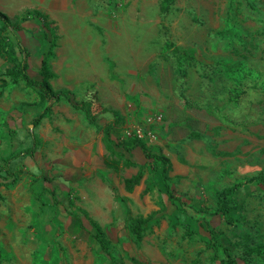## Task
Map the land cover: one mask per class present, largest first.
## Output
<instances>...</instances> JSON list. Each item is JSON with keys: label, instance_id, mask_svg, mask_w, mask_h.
I'll return each mask as SVG.
<instances>
[{"label": "rangeland", "instance_id": "obj_1", "mask_svg": "<svg viewBox=\"0 0 264 264\" xmlns=\"http://www.w3.org/2000/svg\"><path fill=\"white\" fill-rule=\"evenodd\" d=\"M160 3L0 0V12L12 22L29 19L32 10L48 15L56 45L49 61L56 75L51 87L67 89L96 115L89 125L62 99L33 128L38 97L21 81L12 82L6 75L11 65L0 57V167L4 159L34 150L14 165L15 181L0 187V264L108 263L89 228L71 234L54 223L53 212L52 239L35 240L38 211L47 198L35 185L40 177L51 182L57 199L72 201L70 210L86 225L82 212L99 224L112 264H217L222 252L214 259L209 231L218 233L237 264H264V252L251 251L264 244V187L235 194L231 225L206 215L215 207L216 191L264 177V0H172L166 13ZM16 36L30 51L29 75L39 79L35 41L24 31ZM152 113L161 116L159 122H148ZM108 124L117 143L136 138L140 129L148 151L166 160L167 185L179 202L166 195L160 163L146 160L139 149L105 150ZM88 142L89 159L62 163L73 151L70 144ZM127 160L143 166L131 193L123 182L138 167H125ZM71 163L77 171L67 182L62 165ZM100 188L109 189L104 200L94 198ZM148 216L137 242L128 224Z\"/></svg>", "mask_w": 264, "mask_h": 264}, {"label": "trees", "instance_id": "obj_2", "mask_svg": "<svg viewBox=\"0 0 264 264\" xmlns=\"http://www.w3.org/2000/svg\"><path fill=\"white\" fill-rule=\"evenodd\" d=\"M171 4L172 0H161L160 10L166 13L170 9ZM26 16H29L30 18L27 19V17H24L20 19L19 22H12L5 14L0 12V57L11 65L6 71V75L11 78L12 82L17 83L21 81L26 88L30 89L38 97V103L34 105L38 110L31 121V125L33 128H36L41 120L48 118L51 115V105L60 102L62 99H64L65 102L75 110L82 112L89 125H94L96 115L92 114L91 106L88 103H76L73 100V94L68 90L55 91L51 87L50 81L56 76L51 71L49 65V61L54 56L53 48L55 47L53 27H51L53 22L49 20L46 15L36 10L27 12ZM28 20H39V27H21V23L27 22ZM18 31H24L33 38L36 43L37 52L40 56V67L37 72L39 79L33 78L28 73L30 51L18 40L16 36V32ZM112 128L113 124H108L104 130L105 150L109 153H113L115 149H122L125 153H131L133 150L139 149L146 160H153L154 162L160 163L162 165L160 179L163 183L166 195L171 202H179L178 199L173 197L169 186L167 185V173L170 169L164 157L160 154L156 155L150 153L145 144L136 138H131L129 141H121L119 143L114 142L110 137V131ZM30 138L33 142L36 141V137L32 133H30ZM33 153V148H26L18 154H14L11 157L4 159L3 165L0 167V187H8L15 181L14 166L12 163L16 159L22 157H32ZM124 166L138 167V172L135 175L124 179L123 182L125 192L131 193L133 188L136 187L142 179L143 166L137 165L128 160L125 161ZM258 186L264 187V177L261 174L245 183L232 184L227 188L216 191L215 207L207 210L206 215L210 217L221 216L227 225L233 224V208L229 206V203L231 200H236L235 194L239 191L244 189H254ZM237 204L238 202L236 205ZM82 216L87 219L88 224L93 229V239L99 251L107 256V264H112L113 260L108 249L109 241L101 227L98 223L89 219L86 212H82ZM74 218L77 219L80 228H83L81 217L74 216ZM151 219L152 217L148 216L147 218L139 217L130 221L128 224V231L135 241L139 242L142 239ZM209 233L210 238L208 244L213 253L214 259L218 260L219 252H222V258L218 260L217 264H237L229 248L224 247L219 241L218 233L214 231H209ZM251 251L254 253L264 252V244L255 246Z\"/></svg>", "mask_w": 264, "mask_h": 264}, {"label": "crops", "instance_id": "obj_3", "mask_svg": "<svg viewBox=\"0 0 264 264\" xmlns=\"http://www.w3.org/2000/svg\"><path fill=\"white\" fill-rule=\"evenodd\" d=\"M41 13L46 15V16H48L47 14H45L43 12H41ZM48 19H49V17H48ZM61 90H67V89H61ZM55 91H58V90H55ZM93 144H94V142H93ZM70 147H74L73 151L67 153V155L64 157V159H66L65 160L66 162L64 161L62 163H69V162H71V160L77 162L76 160H78L79 158L89 159L91 157V151L93 149V145H92L91 142H88L86 144L83 143V145L82 144H77V145L70 144ZM18 160L19 161L15 160L12 163L13 166L14 165L15 166L18 165V163H20V162L22 163L23 162L22 160H24V158L22 157V158H19ZM72 164H74V163L63 164L62 165L63 166L62 167V172L65 173V175L67 176L66 179L65 178L64 179L67 182L70 180V178H72L74 176V173L77 171V170L75 171L73 169L75 167H72ZM62 183H61V185H62ZM35 185H36V187L39 190H41V188H43V190H44V192L46 193V196H47V198H46V206L42 207V209L40 211H38V215H37V217H38L37 230L38 231L36 232L37 234H35V237H34L36 241L38 239L37 238L38 235L39 236L40 235L44 236V240L45 241H47V238L50 239V240L52 239V235L55 232V229H52V228H54V226L52 225V228L50 226L52 222L50 223V219L49 218H52V215H51L52 212L54 214L53 215L54 220L57 219V220L54 221V223L57 222L59 224H62L63 226H65L64 229L69 231V232H71V234L76 233L79 230H82V228H80V226L78 224L77 219L74 218V216H78V215L75 214L72 210H70V207L74 206L72 201L69 202V201H66V200H62L60 198L57 199V196L53 195L54 193H53V189H51V182L49 183V182L43 180L41 177L36 180V184ZM61 185L58 184L57 186H59V188L61 189L60 193H61V197H62L64 195L63 192H65V190H66V186H63V185L61 186ZM123 189H124V187H123ZM106 190L109 191V189H106ZM106 190H104L103 188H100V190L95 191L94 192V194H95L94 198L96 197V200H100V199L104 200L105 199L104 196L106 195ZM52 197L55 198V200H52L51 199ZM76 208H78V207H76ZM66 209H67V211H66ZM93 221H95V220H93ZM86 223H87V225L85 224V221L83 220V222H82L83 228H84V230H88V228L91 230L90 236L93 239V235H94L93 232L94 231L90 227V225L88 224V221H86ZM45 237H46V239H45ZM38 241L45 243V241H43L42 239L38 240Z\"/></svg>", "mask_w": 264, "mask_h": 264}, {"label": "built area", "instance_id": "obj_4", "mask_svg": "<svg viewBox=\"0 0 264 264\" xmlns=\"http://www.w3.org/2000/svg\"><path fill=\"white\" fill-rule=\"evenodd\" d=\"M160 118H161V116L158 115L157 113H152V114L149 116V118H148V122H150V123L159 122V121H160ZM139 130H140V129H136L134 136H135L136 138H138V139H141L142 136H141V133H140Z\"/></svg>", "mask_w": 264, "mask_h": 264}, {"label": "water", "instance_id": "obj_5", "mask_svg": "<svg viewBox=\"0 0 264 264\" xmlns=\"http://www.w3.org/2000/svg\"><path fill=\"white\" fill-rule=\"evenodd\" d=\"M32 127V126H31Z\"/></svg>", "mask_w": 264, "mask_h": 264}]
</instances>
